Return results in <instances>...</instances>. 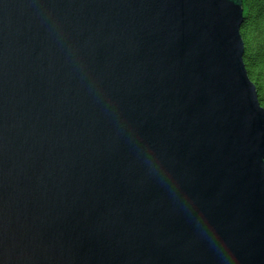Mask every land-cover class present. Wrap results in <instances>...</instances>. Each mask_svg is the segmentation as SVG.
I'll return each instance as SVG.
<instances>
[{
	"label": "water",
	"instance_id": "water-1",
	"mask_svg": "<svg viewBox=\"0 0 264 264\" xmlns=\"http://www.w3.org/2000/svg\"><path fill=\"white\" fill-rule=\"evenodd\" d=\"M243 21V0H0V264H264Z\"/></svg>",
	"mask_w": 264,
	"mask_h": 264
},
{
	"label": "trees",
	"instance_id": "trees-1",
	"mask_svg": "<svg viewBox=\"0 0 264 264\" xmlns=\"http://www.w3.org/2000/svg\"><path fill=\"white\" fill-rule=\"evenodd\" d=\"M244 62L264 107V0H243Z\"/></svg>",
	"mask_w": 264,
	"mask_h": 264
}]
</instances>
